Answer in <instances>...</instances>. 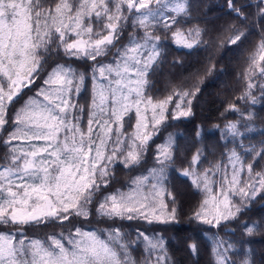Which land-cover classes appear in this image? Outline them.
<instances>
[{
    "label": "snow or ice",
    "instance_id": "obj_1",
    "mask_svg": "<svg viewBox=\"0 0 264 264\" xmlns=\"http://www.w3.org/2000/svg\"><path fill=\"white\" fill-rule=\"evenodd\" d=\"M229 5L244 15L232 0ZM256 8L264 21V0H258ZM186 12L183 3L172 0H114L111 5L110 0H78L76 4L53 0L47 7L42 0H0V133L4 134L0 143L11 149L7 165L0 170V224L19 231L29 224L87 219L93 211L113 225L123 220L162 224L176 220V209H169L163 198L170 195L163 181L165 170L174 162L171 142L157 147L151 196L133 189L131 193L118 190L101 201L95 197L107 187L114 164L142 165L149 141L168 115L179 119L191 114V99L198 88L174 94L178 103H173V95L154 102L145 92L148 74L163 56L161 37L154 34L158 26L179 47L192 49L200 42L198 28H181ZM129 18L142 35L134 32L128 45L116 47ZM244 35L235 30L230 43L236 44ZM53 48L62 49L68 58L97 61L113 56L111 63L96 67L98 78L91 77L94 87L86 130L80 127L77 114L85 109L72 102L85 76L64 64L48 71L45 54ZM250 60L249 75L258 70L264 79V40ZM37 80L41 83L33 89ZM257 87L264 99V84L251 80L239 99L255 105L252 89ZM25 89L34 91L26 100ZM230 110L239 111L236 105ZM130 114L135 117L134 130L127 133L124 126ZM247 118L252 119V114ZM226 129L234 137L244 135L236 123L230 122ZM17 141L21 146H14ZM246 151L264 159V145ZM199 160L197 152L182 173L204 193L193 219L219 227L221 221L235 219L257 195L264 198V169L256 171L235 150L223 169L198 172ZM209 172H219V179H211ZM146 181L150 177L143 175L133 183ZM171 202L175 203L174 197ZM94 203L95 209L90 207ZM254 228L245 224L247 234ZM74 232L67 239L62 233L60 238L49 237L47 246L26 237L17 240L11 231L0 234V264H138L127 251L130 245L123 243L125 235L119 227H113L106 238L96 230L76 227ZM141 236L148 245L142 264H168L164 238ZM231 247L218 242L217 264H234L227 254ZM189 249L197 251L195 244Z\"/></svg>",
    "mask_w": 264,
    "mask_h": 264
},
{
    "label": "trees",
    "instance_id": "obj_2",
    "mask_svg": "<svg viewBox=\"0 0 264 264\" xmlns=\"http://www.w3.org/2000/svg\"><path fill=\"white\" fill-rule=\"evenodd\" d=\"M42 2L47 7L53 0ZM69 2L76 4L78 0ZM113 2L114 0H110V5ZM182 3L187 12L181 16V28H198L201 33L200 42L192 49L179 47L172 42L169 34L158 26L154 34L161 37L163 56L150 70L145 92L154 101L173 95V103H178L174 94L198 88L199 91L191 99V114L179 119L168 115L149 141L142 165L114 164L107 187H102L95 197L96 201H101L104 196L115 194L118 190L125 192L136 185L133 181L137 177L143 175H148L150 181L138 185L142 187L143 194L151 196L149 183L156 182L151 169L156 166L157 147L171 142L174 162L165 170L163 181L170 195L163 198L169 209H176V220L168 224L123 220L113 225L111 221L93 211L87 219L77 217L71 223L65 221L29 224L22 226L19 231L15 227L0 224V232L11 231L16 233L17 240L26 237L27 240L40 239L48 244L49 237L60 238L61 233L67 239L75 234L76 227L96 230L102 238H106L113 227H119L125 235L123 243L130 245L127 251L138 264H142L148 248L141 234H146L153 240L157 237L164 238L168 264H217L218 242H223L225 246L232 245L227 254L234 264H244V261L249 264H264V198L257 195L235 219L221 221L219 227L204 224L193 219V213L201 204L204 193L192 185L191 177L182 174L189 168V161L197 152L200 153L199 163L195 166L198 172L210 169L215 171L217 166L226 168L229 164L228 156L233 150L240 154L246 163H253L256 171L264 169V159L246 151L253 146L259 149L264 145V99L261 98L258 87L252 89L257 98L255 105L239 99L249 80L257 85L264 84L258 70L249 75L250 58L260 41L264 40V21L260 20L256 8L258 0H232V4L240 9L243 16L232 10L229 0H182ZM93 25L95 29V20ZM237 29L245 35L241 41L231 44L230 37ZM134 32L137 37L142 35L141 30L132 27L129 18L115 46H126ZM45 58L48 71L57 64H64L85 76L81 91L79 94H73L72 102L85 109L83 114H77L80 115V127L86 130L94 87L91 77L98 76L96 67L99 64L111 63L113 56L98 58L97 61L68 58L62 49L53 48L50 53L45 54ZM40 83L41 81L37 80L32 88L35 89ZM25 92V100L34 94V91L28 89H25ZM231 105H236L239 111L230 110ZM168 111H174L171 104ZM248 113L252 114L250 120L247 118ZM230 122L237 124L239 130L244 133L242 137H234L227 131L226 125ZM134 123V114H130L126 117L124 131H133ZM245 125L247 127H244ZM3 135L0 133V136ZM10 154L11 149L0 143V170L7 165L6 156ZM209 175L213 180L219 179V172H215V175L209 172ZM241 179L247 177L242 176ZM173 197L174 204L171 202ZM90 207L95 209L96 204ZM245 224L255 225L252 234L246 233ZM190 244L196 245L195 253L190 251Z\"/></svg>",
    "mask_w": 264,
    "mask_h": 264
},
{
    "label": "rangeland",
    "instance_id": "obj_3",
    "mask_svg": "<svg viewBox=\"0 0 264 264\" xmlns=\"http://www.w3.org/2000/svg\"><path fill=\"white\" fill-rule=\"evenodd\" d=\"M182 3V0H172V3L173 4H175V3ZM130 43V41L127 43V45ZM97 78H98V76H97ZM101 83H103L104 81H100ZM34 94H32L30 97H32ZM42 99V98H41ZM154 101V100H153ZM154 102H156V101H154ZM94 127H95V125H94ZM14 146H17V147H19V146H21L20 145V142H14ZM133 189H137L140 193H143V189H142V187L140 186V185H138V184H136L135 186H133L132 188H130L129 190H127V191H125L124 193H131V192H133ZM83 230H89V229H83ZM4 233H6V232H0V234H4ZM98 235H100L99 233H97ZM74 235V234H73ZM69 238V237H68ZM36 240H40V239H36ZM42 243H44L46 246L50 243H48V244H46L44 241H42V240H40ZM65 246L66 247H68V245L67 244H65Z\"/></svg>",
    "mask_w": 264,
    "mask_h": 264
}]
</instances>
